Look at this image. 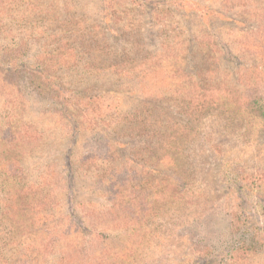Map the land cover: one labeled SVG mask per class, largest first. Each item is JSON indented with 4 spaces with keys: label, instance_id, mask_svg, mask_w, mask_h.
Listing matches in <instances>:
<instances>
[{
    "label": "rangeland",
    "instance_id": "374dc122",
    "mask_svg": "<svg viewBox=\"0 0 264 264\" xmlns=\"http://www.w3.org/2000/svg\"><path fill=\"white\" fill-rule=\"evenodd\" d=\"M142 3L0 0V264H264V0ZM33 4L71 12L82 37L53 43ZM38 65L95 88L105 125L80 99L73 135ZM127 92L169 124L120 148L106 124L137 106Z\"/></svg>",
    "mask_w": 264,
    "mask_h": 264
},
{
    "label": "trees",
    "instance_id": "16d2710c",
    "mask_svg": "<svg viewBox=\"0 0 264 264\" xmlns=\"http://www.w3.org/2000/svg\"><path fill=\"white\" fill-rule=\"evenodd\" d=\"M115 0H102V3H107V6L110 5V3L114 2ZM129 2H141L146 0H127ZM153 0H147L146 3L142 4H151ZM47 6V5H46ZM143 7V6H142ZM32 11L36 13V16L39 18V22H43L48 27L53 26L54 32H59L60 35L57 33L52 36L53 43L55 44H63L65 41H67L71 36L73 37L76 35V40H79L82 36L81 34L84 31L83 26L80 25L78 21H76L78 18L75 19L74 15L66 11L63 16L65 18H61L55 9H51L47 7L46 14L40 9L39 4H33L31 5ZM106 9V8H104ZM115 12V11H114ZM79 26L82 29L78 30L75 27ZM131 32L127 33L130 34ZM42 34H45L43 32ZM84 43H88L87 41H84ZM128 55V54H127ZM19 59L14 60H8L10 61V65H8V70L11 68V72L15 74V77L17 79H20V73L19 69H22V66L18 63ZM69 69L75 68V64L68 65ZM128 70V69H125ZM131 74L125 75L123 77L124 79V85L126 87H130L134 83L140 84L141 78L144 77L146 79L147 76H150L154 72H156L154 67L144 65L142 68L134 67L131 71ZM57 73V66L53 69H50L48 67H42L40 65L37 66V69L34 73L30 75V78H32L33 82L37 86H43L42 89L47 92L48 95H50L51 100L56 101L58 106L60 107V115L62 120L64 121L65 125L69 128L70 132H72L73 135H76V133L80 129V124L82 121L86 122L88 121L87 118H83L85 114L88 112L89 108L93 107V104L91 102H94L96 104V100L98 98H86L88 93L95 90L92 86H90L86 91L84 96H82L81 93L66 90L63 85L56 79L55 74ZM129 72H127L128 74ZM127 98L129 100H136L139 99L138 104L136 107H134L131 111L132 113L125 114L122 118H119L117 121L112 123H107L106 126L113 127L112 131L110 133H113V136H109L112 138L115 144L120 146L121 148V142L120 139L123 138L125 135L128 136L130 133L134 131H143L146 128H159L164 125L169 124L166 120H162L163 114L158 112V110L151 106L150 104H146L144 100V96H139L138 98L134 99L137 94L134 92H127ZM80 99H86L90 100V104L79 102ZM96 107H93L91 112L93 113V116L89 119V123H94L95 121L99 122L100 124L105 125L103 117L100 115V112L97 111L99 109L98 104H96ZM246 107L249 108V100L246 101ZM253 105H256L255 102H253ZM245 107V108H246ZM191 120V117H190ZM188 121V124H192L193 122ZM110 135V134H108ZM108 143H112V140L108 139ZM178 163L176 161L171 162ZM250 232L247 231L245 234H249Z\"/></svg>",
    "mask_w": 264,
    "mask_h": 264
}]
</instances>
